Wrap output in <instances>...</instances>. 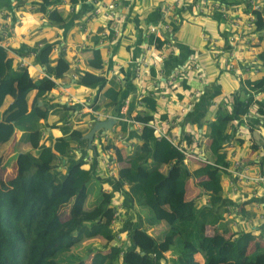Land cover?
I'll list each match as a JSON object with an SVG mask.
<instances>
[{
  "label": "trees",
  "instance_id": "16d2710c",
  "mask_svg": "<svg viewBox=\"0 0 264 264\" xmlns=\"http://www.w3.org/2000/svg\"><path fill=\"white\" fill-rule=\"evenodd\" d=\"M32 1L43 13L54 2ZM69 2L75 5L78 0ZM23 3L27 0L19 2ZM210 17L221 20L219 12ZM134 19L139 25L137 14ZM94 40L97 42V37ZM90 53L87 65L102 68V50L94 47ZM259 57L264 61V49ZM15 61L0 47V115L4 117L24 106L32 85L36 88L35 96L44 102L56 87L55 79L63 77L69 69L67 59L60 56L56 64H46L48 76L32 78L30 69L17 68ZM84 74L81 73L80 79ZM14 84L16 96L4 107ZM251 84L264 89V77L246 80L248 87ZM191 90L190 83L185 81L177 94L183 97ZM233 97L235 106L231 110L218 108L214 120L206 124V160L198 166L188 165L194 158L185 163V154L151 127L142 129L141 143L134 145L125 157L121 148L113 146L119 165L123 162L120 170L127 169L123 181L129 196L124 198L128 215L119 230L111 226L115 210L111 194L100 191L97 201L87 204L86 182L93 177L94 164L87 166L82 159L74 163V155H70L73 154L70 141L73 137L81 138V132L73 130L51 145H45L40 141L44 124L39 122L37 106L17 117L12 127L2 125L0 120V150L11 139L13 129L21 132L19 141L30 143L34 149V152L27 150L12 157L17 168L14 177L0 178V264H86L74 248L90 240L104 241L101 248L97 247L92 253L90 264H200L196 259L198 254L202 255L203 264H264L262 233L254 235L245 231L225 236V232H206V226H214L222 219L221 207L225 202L219 166L229 165L224 149L230 137L228 124L244 115L252 100L249 97L244 102L239 96L233 94ZM101 98H108L115 115L123 116L120 113L121 88L116 89L111 83ZM140 100L148 111H140L136 118L144 116L140 119L153 120V114L159 112L156 100L150 95ZM159 115L161 119H158L163 121L167 113ZM128 126L120 121V130L126 131ZM85 142V139L80 140L79 146ZM66 162L67 172L62 173ZM140 170L145 171V175H141ZM189 179L197 180L198 187L208 198L206 202L198 203L197 199L187 197ZM66 206L69 208L63 211ZM132 208L137 209L138 216L132 215ZM64 213H67L65 218ZM160 225L164 229L157 237L146 229ZM123 231L127 232V243H118L117 233ZM166 252L174 253L175 258L169 260Z\"/></svg>",
  "mask_w": 264,
  "mask_h": 264
},
{
  "label": "crops",
  "instance_id": "0c3cea01",
  "mask_svg": "<svg viewBox=\"0 0 264 264\" xmlns=\"http://www.w3.org/2000/svg\"><path fill=\"white\" fill-rule=\"evenodd\" d=\"M52 1H54L52 6L48 7L45 13H43L38 10V6L35 5L37 3H34L32 0H27V4H34L33 7L24 4L22 9L16 8L14 5L15 0H0V10H6L9 14L8 19L0 18V35L6 33L8 38L13 40L12 47L18 52H21V54L27 55V60L32 63L31 66H28L32 78L48 76L46 64L50 62V59L54 60L52 64H56L58 58L61 56L69 62L68 71L63 77L55 79L56 87L49 92L44 102L35 96L36 88L32 85L27 91L24 106L19 110L7 114L5 117L1 114L0 120L3 123L2 125L8 128L10 125L12 127L17 117L29 112L34 106H37V111L40 115L39 122L44 124L40 141L45 145H51L55 139L67 136L73 130L81 132V138L78 139L73 137L70 141L73 152V154L70 155H74L75 160H73V162L75 163V161L83 160L86 155L88 157L92 156L91 154H87L89 148L84 136H86L87 132L92 127L94 118L93 116L87 117L86 114L89 113L83 114V112H76V107L69 103L67 104V96L77 97L80 100L91 99L95 102V109H104L113 117L115 113L113 112V107L109 99L101 98L104 89L113 83L116 89H122V103L120 106V108L122 107V111L130 117L139 116L137 113L140 111L146 113L148 109L144 107L140 99L149 95L151 90L162 87L164 77L158 71H153L149 76L143 75L142 78H136L134 77V71L130 64V60L138 57L141 53V44L145 41L141 36V32L146 31L149 25H155L162 21L161 5L174 0H161L162 3L159 6L154 5L157 0H143V4L141 5L137 3V0H116L119 5L121 17L116 23L115 30L118 29L119 31L116 37L111 35L108 36L109 40L101 36V33L109 27L110 23L107 18L102 15L91 16L94 10L93 0H78V3L75 5L71 4L69 0ZM104 1L109 2L111 0ZM70 6L73 7L72 10L69 8ZM139 6H141L143 17H140L135 9ZM135 14L138 15L139 25L136 24L134 19ZM88 15H90V20L85 23L84 19L88 18ZM184 15L187 16L186 14ZM182 22L183 23L180 24V27H178L174 33L175 46L173 50L176 53L175 58L182 60V58H186L190 54L198 55L203 65L206 81L205 83H199L193 79L190 81V85L193 89H202L204 94L200 93L198 97H196V101L192 104L191 108L180 113L181 117H178V119H181L178 120L177 124L165 125L161 123L160 128H162V131L170 138H175L177 142H180L182 150H185L186 153H196L200 157L199 159L190 160L188 164L190 167H195L206 160V124L214 120L217 109L225 107L226 110H231L235 106V99L233 97L234 92L238 93V95H235L236 97L239 96L240 99L245 102V99L249 98L246 96V92L249 93L250 90H253L255 87L258 88L254 93L256 94V99L263 100L264 89L262 86L253 85L252 88L249 87V90L244 91L241 83L243 79L254 80L258 77H263L264 74L244 73L242 79L239 80L235 73H230V75H228L217 70L213 64L214 60L208 51L207 45L200 37V33L201 29L205 27L215 36L218 33L219 24L211 17H200L195 21H193L192 17H188L185 18V20L183 19ZM80 25L82 26L81 28L79 27ZM192 27H195V29ZM181 30L183 36L179 37L177 35ZM94 37H97V42H95ZM39 43L43 45L40 47L37 57L28 56V52L23 53V49H33L37 47ZM52 45H54V48H52ZM222 45L225 48L228 47L224 42ZM94 47H99L104 57L103 67L99 69L87 65V58L90 56V52ZM256 48V53L258 51L260 53L264 49L263 45L262 47L256 46ZM259 53L257 57H259ZM12 55L11 53L9 54V56L15 58L17 67L19 60ZM248 59L254 61L255 53H240L234 62L240 64L243 60L245 61ZM173 63L177 64V61H170L167 65L171 66ZM82 72L85 74L80 79ZM223 81L225 84H223ZM86 85L90 87L88 89L91 90L92 93L82 97L79 93L82 92V88L84 86L86 87ZM179 90L180 89L177 88L168 90L170 98L167 99H175L179 102L177 103V101L174 100L172 104H169L167 99H162L158 93H154L156 105L159 109L158 113L153 114L154 120H159L158 118L161 119L159 114L163 112L167 113L164 118L165 120L180 112V108L188 101L189 93L185 92V96L182 97L177 95ZM16 93L17 88L14 84L12 91L6 97L4 107L13 100ZM229 97H233L232 101H230ZM260 104L263 105V103ZM96 106H98V108H96ZM77 107L79 108V106ZM261 110H263L262 107L257 108L255 104H252L250 108L248 106L247 112H249H246V115L244 114L240 119H235L228 124L227 132L230 134V141L228 142L229 146L228 143L225 144L224 149L226 150L229 162L230 151V153H234L235 158L249 157V161L252 162L253 158H259L260 160L257 159L255 163L253 162L250 164L254 165L251 166L252 169L256 168V166L260 167L263 165L264 120L262 116L259 115V113H262ZM62 116H66L68 120L64 122L61 119ZM143 117L144 116H140V118ZM128 125V129L122 131L120 130L119 121L115 123L111 130L117 133V136L119 134L122 135V139H114V143L117 147L122 149L121 152L123 157L131 151L134 145L141 143L139 139V135L142 131L141 127H136L130 123H128ZM20 135L21 132L19 130L13 129L11 139L1 146L0 177L4 180H8L16 175L17 168L15 160L12 159L13 156L27 150L34 152L30 143L18 140ZM106 135H108V133H106ZM101 136L102 133L99 134L97 131L92 140V148L97 150V155L104 154V144L106 145L104 140L101 139ZM199 138H205L204 146L199 142ZM82 139H85L86 142L82 144V146H79L78 142ZM131 144H133L132 147ZM251 146H253V148ZM101 149L102 151H100ZM253 151L254 153L252 154ZM91 160L92 161H86V165L94 164L93 177L97 178L99 181V190L106 194H111V202L113 201V203L125 201V199L129 197L127 195V186L123 181L124 174H127V169L122 167L123 170H120L122 177L116 179L114 176H111L110 173L112 170L110 167H107L102 160H99L97 157ZM122 163L119 167L123 166ZM185 163H188V160ZM67 168L68 164L66 162L62 165V173H66ZM140 174L145 175V171L140 170ZM189 181H191L192 185L193 182L196 184V190L191 185H188ZM188 182L187 197L197 200L199 197L201 198L202 195L195 198L197 190L200 193L203 192L198 187L197 180L189 179ZM221 183L223 186V202H228L229 200L233 201L236 195L231 193L234 197L230 198L228 197L229 195L226 194L227 181L222 178ZM243 191L246 192L245 187ZM240 195L242 199L239 204L242 203L245 206L241 214L238 213L240 217L238 219L239 222H242L245 218L257 219L260 214H264V199H262V197H251L249 193ZM88 201L93 205L97 201V197L95 198L92 194L88 195L87 202ZM252 202H256L260 206L256 207L257 204L255 205ZM223 206L224 205L221 207L222 219L219 220L216 225L209 226L213 228L216 227V232H225L224 235L229 236L231 233L238 231L233 227L232 220L223 214ZM253 211H258L255 216L252 215ZM131 213L133 216H136L138 214L137 209L132 208ZM127 215L128 213L126 211L125 217H127ZM254 222L256 223V220ZM258 227L263 228L264 223ZM252 229L253 230L249 229L248 231H251L254 235L260 233L259 228ZM122 235L124 236L122 242L127 243V241L124 242L127 232L123 231ZM198 256L201 259L202 255L198 254ZM202 260L203 259L199 261L200 264H203Z\"/></svg>",
  "mask_w": 264,
  "mask_h": 264
},
{
  "label": "built area",
  "instance_id": "2783aa9c",
  "mask_svg": "<svg viewBox=\"0 0 264 264\" xmlns=\"http://www.w3.org/2000/svg\"><path fill=\"white\" fill-rule=\"evenodd\" d=\"M20 1L21 0H15L14 5L17 9H22L24 4L31 7L34 5L31 3L19 4ZM93 5L94 10L91 16L102 15L107 18L110 23L109 27L101 33V36L106 37L107 39L110 35L116 37L119 30H115V26L121 17L119 5L116 0H111L107 3H105L104 0H93ZM69 8L71 10L73 9L71 6ZM214 12H219L221 14L220 22L215 20L219 24L218 33L213 36L208 29L203 27V29H201L200 37L208 47V51L214 60L213 64L215 68L228 75H230V73H235L237 74L239 80L242 79L244 73L264 74V61L261 60L260 57H257L259 51L256 53V46L262 47L263 45L264 47V0H229L228 2L223 0H174L162 8V21L155 25H149L146 31L141 32V36L145 39V41L141 44V53L138 57L130 60V64L132 65L134 71V77L142 78L143 75L149 76L153 71H158L164 77L162 87L150 91L149 95L151 97L156 99L154 93H158L162 99L170 98L168 90H172L174 88L180 89L185 81L190 83V81L194 79L199 83H205L206 75L204 73L202 62L197 54H190L186 58H182V60L175 58L176 53L173 50V47L175 46L174 33L178 27H180V24L183 23V19L185 20V18L192 17L193 21H195L200 17H210V15ZM0 18L8 19V11L0 10ZM259 19L262 21L261 24L259 23ZM89 20L90 15H88V18L84 19L85 23L89 22ZM174 26L177 27L176 30L174 29ZM79 27L81 28L82 26L80 25ZM223 42L226 43L228 46L227 48L222 45ZM12 43L13 40L8 38L6 33L0 35V47L4 48L8 54L11 53L13 54L12 56L17 57L19 60L17 67L26 68L31 66L32 63L27 60V55L21 54V52L14 49L12 47ZM42 45V43H39L37 47L33 49H23V53L28 52V56L37 57ZM52 48H54V45H52ZM244 52L255 53L254 61L248 59L245 61L243 60L240 64L234 62V60L238 58L239 54ZM170 61H177V64L173 63L171 66H168L167 63ZM241 85L244 91L249 90L245 79L242 80ZM252 86L253 84L250 85L251 88ZM257 90L258 88L255 87L253 90H250L249 93L246 92V96L252 98L249 108L252 104H255L257 108L262 107L264 110V99L257 100L255 97L256 94L254 93ZM188 93V101L183 104V107L180 108V112L175 115L176 120L166 119L161 121L157 119L154 120L153 117V121H143L140 118L130 117L122 111V107L120 109V113H122L123 116L115 115L113 118L116 119V122L124 121L135 125L136 127H141V130L144 127L153 128L155 132L158 133V136L167 137L180 151L185 154V162L188 158L199 159L200 157L196 153L188 154L185 150H182L181 143L177 142L175 138H170L162 131V128H160L161 123L165 125L177 124L178 117H181L180 113H183L186 109L191 108L192 104L196 101V97H198L200 93L204 94L202 89L193 88ZM233 94L238 95V93L235 92ZM174 100L175 99H167L169 104H172ZM66 101L67 104L69 103L76 107V112L92 114L94 118L93 121L111 117L104 109H95V102L91 99L80 100L77 97L68 95ZM247 101L248 99H245V102ZM177 103L179 102L177 101ZM260 103H263V105ZM77 106H79V108ZM259 115L262 116L264 120V112L259 113ZM101 137L108 147L105 148L106 146L104 144V154H99L96 157L99 160H102L107 167H110L112 170L110 173L111 176L116 177V179H120L121 171L113 149V146L117 145L113 143L112 146H110L111 144L108 142V136L105 133ZM118 138L121 140L122 135L120 134ZM229 141L230 137L226 140L225 144ZM253 146L251 147L253 148ZM70 153H72V151ZM253 153L254 151L252 154ZM229 156L230 162L227 159L229 165L219 166V169L222 173L221 179L224 178L227 181L226 194L229 195L228 197L230 198L234 197L232 194L236 195V197H234L233 201L229 200L224 203L223 214L232 220V225L238 232H245L249 229L253 230L252 228H259L260 233H262L261 236L264 239V227H258L264 223V214H260L257 219L245 218L242 222L238 221L240 218L238 213L241 214L242 209L245 206L242 203L239 204L242 199L240 194L244 195L245 193H248L247 191H243L245 186L259 188L260 194L262 195L261 197L264 199V160L263 165L260 167L255 165L256 168L252 169L251 166L254 165L250 164L253 162L255 163V160L257 159L260 160L259 158H253V162L249 161V157L235 158L234 153H230V151ZM91 159H93L92 156L88 157L87 155L83 158L84 161H92ZM250 196L258 197L256 192H253ZM252 203L255 205L257 204L256 202ZM111 205L115 208L111 220V226L119 230L123 224L127 207L124 204V201H118L116 203H113L112 201ZM259 206V204L256 205V207ZM255 220L256 223L254 222ZM122 233L123 232L117 233L116 241L118 243L121 241L120 239L123 236Z\"/></svg>",
  "mask_w": 264,
  "mask_h": 264
},
{
  "label": "rangeland",
  "instance_id": "374dc122",
  "mask_svg": "<svg viewBox=\"0 0 264 264\" xmlns=\"http://www.w3.org/2000/svg\"><path fill=\"white\" fill-rule=\"evenodd\" d=\"M105 3H107L108 1H104ZM137 3L139 4V5H141V4H143V0H137ZM162 2H161V0H157L156 1V3L154 4V5H157V6H159L160 4H161ZM168 3H170V2H168ZM168 3H164V4H162L161 5V9L162 8H164L165 7V5H167ZM136 10H137V13H138V15L140 16V17H143V14H142V10H141V6H139V7H137V8H135ZM132 16H133V14H132ZM132 16H131V18H132ZM193 29H195V27H192ZM177 36H179V37H181V36H183V32H182V30H181V32L177 35ZM52 62H54V60L53 59H50V62L49 63H52ZM67 72V71H66ZM223 84H225V82L223 81ZM78 85H79V83H78ZM88 88H90L88 85H86V87L84 86L82 89V92L81 93H79V94H81V96L82 97H84L86 94H91L92 93V91L91 90H89ZM229 99H230V101H232V99H233V97L231 98V97H229ZM61 108V107H60ZM104 108H106V107H104ZM87 115V117H92L93 115L92 114H86ZM151 117V116H150ZM140 118V117H139ZM170 120H172V119H175L176 120V118H175V116H171V117H168ZM61 119L65 122L66 120H68V118L66 117V116H62L61 117ZM181 119V118H180ZM180 119H178V120H180ZM112 129H109L108 131H106L105 132V134L106 133H108V142L112 145L113 143H114V139H117L118 138V136L120 135H118L117 136V133H114L113 131H111ZM120 131V130H119ZM98 133L99 134H101L100 133V131H98ZM197 139V138H196ZM204 139L205 138H199V142L202 144V146H204L205 145V141H204ZM99 140V139H98ZM133 146V144H131V147ZM134 147V146H133ZM100 151H102V149L100 150ZM73 153V152H72ZM87 154H91L92 155V157L94 158V157H96L97 156V150L96 149H93V148H90V149H88V151H87ZM1 178V177H0ZM3 179V178H2ZM189 184L188 185H191L195 190H196V184L193 182V185H192V183H191V181H189L188 182ZM86 187H87V191H88V195H93L95 198L97 197L98 198V196H99V193H100V190H99V181H98V179L97 178H95V177H90V179L89 180H87V182H86ZM198 189V188H197ZM245 189H246V191L248 192V193H250V194H252L253 192H256L257 193V195H258V197H261L262 195L260 194V190H259V188H257V187H247V186H245ZM196 193V192H195ZM199 194V195H198ZM202 195V196H201ZM199 196H201V198L199 197ZM197 197H199V199L197 200L198 201V203H202V202H206L205 200L206 199H208V198H206V196L204 195V193L202 192V193H200L198 190H197V193H196V195H195V198H197ZM89 199H90V197H89ZM87 204L89 205L90 203H89V201L87 202ZM69 208V206H66V208H64V209H62L63 211H67V209ZM258 211H253V213H252V215H255L256 213H257ZM67 216V213L65 214H63L62 215V217L63 218H65ZM113 228V227H112ZM216 227H211V226H208V227H206V232H208V233H213V232H216V229H215ZM113 229H115V230H117V228H113ZM147 229V231H148V233L149 234H153L155 237H157L159 234H160V232L162 231V229H164V226L163 225H160V226H158V227H156V228H154V229H152V228H146ZM124 239V236H122V238L120 239V240H123ZM125 241V240H124ZM103 243H104V241L103 240H101V241H99V240H90V241H84L79 247H76V248H74V250L76 251V252H78V253H80L83 257H84V259H85V261H86V264H90V257H91V255H92V253L93 252H95V250H96V248L97 247H100V245H103ZM101 248V247H100ZM91 250V251H90ZM166 255H167V258L169 259V260H172L173 258H175V254L174 253H172V252H166L165 253ZM196 259L198 260V261H200L201 259H203L202 258V256H201V259H200V257L197 255L196 256ZM202 262H203V260H202ZM202 264V263H201Z\"/></svg>",
  "mask_w": 264,
  "mask_h": 264
},
{
  "label": "water",
  "instance_id": "95a60500",
  "mask_svg": "<svg viewBox=\"0 0 264 264\" xmlns=\"http://www.w3.org/2000/svg\"><path fill=\"white\" fill-rule=\"evenodd\" d=\"M116 123V119L113 117H109L103 120L93 121L92 127L87 132L84 138L87 140L88 148H92V140L95 135V132L101 131L102 135L112 128V126Z\"/></svg>",
  "mask_w": 264,
  "mask_h": 264
},
{
  "label": "clouds",
  "instance_id": "9594fccd",
  "mask_svg": "<svg viewBox=\"0 0 264 264\" xmlns=\"http://www.w3.org/2000/svg\"><path fill=\"white\" fill-rule=\"evenodd\" d=\"M206 200H208V199H206ZM206 200H205V201H206ZM121 241H122V240H121Z\"/></svg>",
  "mask_w": 264,
  "mask_h": 264
}]
</instances>
